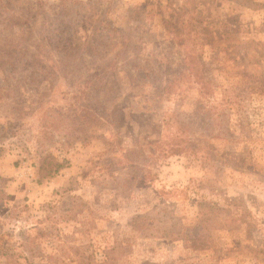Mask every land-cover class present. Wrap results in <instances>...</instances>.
<instances>
[{
	"label": "rangeland",
	"instance_id": "obj_1",
	"mask_svg": "<svg viewBox=\"0 0 264 264\" xmlns=\"http://www.w3.org/2000/svg\"><path fill=\"white\" fill-rule=\"evenodd\" d=\"M0 264H264V0H0Z\"/></svg>",
	"mask_w": 264,
	"mask_h": 264
}]
</instances>
